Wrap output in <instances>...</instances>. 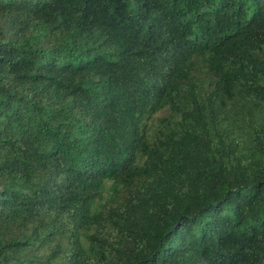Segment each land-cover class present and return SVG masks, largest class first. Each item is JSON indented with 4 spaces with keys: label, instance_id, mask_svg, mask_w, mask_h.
Returning a JSON list of instances; mask_svg holds the SVG:
<instances>
[{
    "label": "trees",
    "instance_id": "1",
    "mask_svg": "<svg viewBox=\"0 0 264 264\" xmlns=\"http://www.w3.org/2000/svg\"><path fill=\"white\" fill-rule=\"evenodd\" d=\"M0 264H264V0H0Z\"/></svg>",
    "mask_w": 264,
    "mask_h": 264
}]
</instances>
